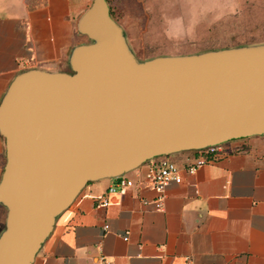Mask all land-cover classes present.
I'll list each match as a JSON object with an SVG mask.
<instances>
[{
    "label": "water",
    "instance_id": "1",
    "mask_svg": "<svg viewBox=\"0 0 264 264\" xmlns=\"http://www.w3.org/2000/svg\"><path fill=\"white\" fill-rule=\"evenodd\" d=\"M77 30L91 42L71 49L70 73L24 70L0 100V264H31L91 180L264 133V45L140 61L106 0H93Z\"/></svg>",
    "mask_w": 264,
    "mask_h": 264
},
{
    "label": "crops",
    "instance_id": "2",
    "mask_svg": "<svg viewBox=\"0 0 264 264\" xmlns=\"http://www.w3.org/2000/svg\"><path fill=\"white\" fill-rule=\"evenodd\" d=\"M92 2L0 0V100L27 68L67 71ZM193 156L166 158L184 166ZM5 161L0 134V177ZM148 163L124 173L134 185L122 193L109 192L113 177L87 182L55 216L31 264H264V133L228 140L218 160L183 171L181 183L165 188L160 210L144 179ZM6 216L0 203V236Z\"/></svg>",
    "mask_w": 264,
    "mask_h": 264
},
{
    "label": "rangeland",
    "instance_id": "3",
    "mask_svg": "<svg viewBox=\"0 0 264 264\" xmlns=\"http://www.w3.org/2000/svg\"><path fill=\"white\" fill-rule=\"evenodd\" d=\"M106 1L128 48L140 61L264 45V0ZM79 35L80 42H91Z\"/></svg>",
    "mask_w": 264,
    "mask_h": 264
},
{
    "label": "built area",
    "instance_id": "4",
    "mask_svg": "<svg viewBox=\"0 0 264 264\" xmlns=\"http://www.w3.org/2000/svg\"><path fill=\"white\" fill-rule=\"evenodd\" d=\"M224 143L210 144L196 149L192 160L184 166H179L166 156L150 158L144 172V179L159 194L156 200L153 201L155 209H162L164 190L170 183H181L183 181V171L193 175L200 166L218 160L223 155ZM156 158L157 160H155ZM113 178H115V183L109 188V192L118 191L122 193L134 185L133 179L127 177L124 173ZM109 202V197L106 195L101 198L100 204L106 206ZM105 228H107L106 225Z\"/></svg>",
    "mask_w": 264,
    "mask_h": 264
},
{
    "label": "trees",
    "instance_id": "5",
    "mask_svg": "<svg viewBox=\"0 0 264 264\" xmlns=\"http://www.w3.org/2000/svg\"><path fill=\"white\" fill-rule=\"evenodd\" d=\"M107 2V1H106ZM109 7V6H108ZM109 14H110V16L112 17L113 16V14H112V12L110 11V9H109ZM113 18V17H112ZM114 19V18H113ZM115 20V19H114ZM196 149H190V150H183V151H192V152H194ZM180 152V151H179ZM167 155H169V154H166V155H157V156H154V157H159V156H167Z\"/></svg>",
    "mask_w": 264,
    "mask_h": 264
},
{
    "label": "flooded vegetation",
    "instance_id": "6",
    "mask_svg": "<svg viewBox=\"0 0 264 264\" xmlns=\"http://www.w3.org/2000/svg\"><path fill=\"white\" fill-rule=\"evenodd\" d=\"M68 66H69V70L66 71L67 73H70L71 72V67H70V64H69V60H68Z\"/></svg>",
    "mask_w": 264,
    "mask_h": 264
}]
</instances>
